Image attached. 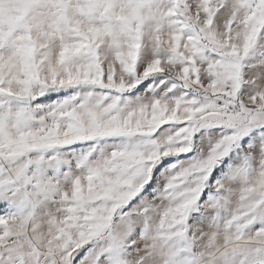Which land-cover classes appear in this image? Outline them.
I'll return each mask as SVG.
<instances>
[{"label":"snow or ice","instance_id":"obj_1","mask_svg":"<svg viewBox=\"0 0 264 264\" xmlns=\"http://www.w3.org/2000/svg\"><path fill=\"white\" fill-rule=\"evenodd\" d=\"M0 264H264V0H0Z\"/></svg>","mask_w":264,"mask_h":264}]
</instances>
